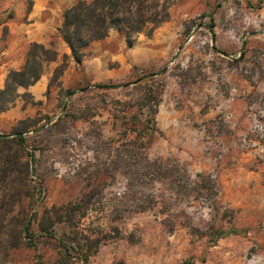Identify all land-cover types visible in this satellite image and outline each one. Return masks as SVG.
<instances>
[{"label":"rangeland","instance_id":"1","mask_svg":"<svg viewBox=\"0 0 264 264\" xmlns=\"http://www.w3.org/2000/svg\"><path fill=\"white\" fill-rule=\"evenodd\" d=\"M169 4L151 32L111 30L80 63L62 23L28 30L44 41L15 38L13 67L0 51V90L33 43L57 52L0 102V133L25 131L29 175L11 193L37 245L0 247V264H54L77 224L100 243L86 264H264V0ZM32 5L0 0V23L26 21ZM4 193L0 205L14 200ZM70 203L77 216L54 225L57 238L40 235L45 210Z\"/></svg>","mask_w":264,"mask_h":264},{"label":"trees","instance_id":"2","mask_svg":"<svg viewBox=\"0 0 264 264\" xmlns=\"http://www.w3.org/2000/svg\"><path fill=\"white\" fill-rule=\"evenodd\" d=\"M169 0H78L63 12V22L60 29L64 41L71 49L73 58L77 63L82 61L84 48L92 42L106 38L111 30L125 34L128 40L145 31L151 32L161 23L168 20ZM210 32L215 39V21L210 16ZM57 58V52L46 48L43 44L33 43L28 54V60L23 70H12L6 80L5 88L0 90V102L9 103L13 100V92L18 86H28L38 80L42 74L44 61ZM98 87L109 86L97 84ZM75 91H71L73 93ZM5 105L0 106V111ZM17 129L14 134L0 133V184L4 187V195H11L13 201L0 205V247L12 249L21 243L37 248L35 236L31 229L33 218L25 211L15 212L21 197L11 193L16 187L17 174L29 175V165L23 161L21 147L25 145V131ZM24 177V178H25ZM13 194V195H12ZM16 198V199H15ZM77 204L70 203L62 207L61 212L46 209L39 221L40 235L48 238H57L55 224H62L66 220H73L77 216ZM12 214V215H11ZM21 216L22 220L12 222V218ZM9 217L8 221L4 218ZM66 217V219H64ZM13 218V219H14ZM81 216L78 217V222ZM81 226V224H80ZM75 236L69 238L70 242L61 240L63 251L59 253L54 264L88 263L90 257L100 245L99 239L92 240L91 233L85 227L76 225ZM94 248V249H93ZM94 250V251H93ZM72 261V263H70ZM40 264V263H37Z\"/></svg>","mask_w":264,"mask_h":264},{"label":"crops","instance_id":"3","mask_svg":"<svg viewBox=\"0 0 264 264\" xmlns=\"http://www.w3.org/2000/svg\"><path fill=\"white\" fill-rule=\"evenodd\" d=\"M76 0H33V5L31 8V11L28 14V18L26 21H23L22 23H14L13 18H8L7 21H4L0 23V51L3 49V51L7 58L11 61V67L14 66L13 63V57H15L18 53V50L16 49V46H14V39H18L21 41L29 42L30 40H39L44 41L45 39L42 38H36L35 35L29 36L28 30L31 28H34V25H36L38 28H45L49 31L53 32L54 29L61 25L62 18L61 14L66 7H69L72 5ZM15 1L11 2V5L14 6ZM9 5V6H11ZM16 7V6H15ZM2 11L0 10V14ZM53 15L56 14L59 15V21L55 22L54 19L50 18H44L43 15ZM7 26L8 27V34L6 36V39L3 37V28ZM2 37V39H1ZM3 42V43H1ZM14 52V54H13Z\"/></svg>","mask_w":264,"mask_h":264}]
</instances>
